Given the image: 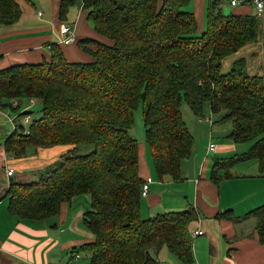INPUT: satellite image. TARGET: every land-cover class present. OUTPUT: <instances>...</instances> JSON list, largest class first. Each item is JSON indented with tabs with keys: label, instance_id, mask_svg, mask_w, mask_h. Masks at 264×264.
Returning <instances> with one entry per match:
<instances>
[{
	"label": "trees",
	"instance_id": "16d2710c",
	"mask_svg": "<svg viewBox=\"0 0 264 264\" xmlns=\"http://www.w3.org/2000/svg\"><path fill=\"white\" fill-rule=\"evenodd\" d=\"M223 1H208L207 27L198 35L196 16L185 10L191 0H60V22L80 3L100 38L76 37L69 44L88 60H69L67 45L50 43L49 60L0 70V110L23 108L18 117L28 119L13 122L4 143L7 156L67 148L35 173L38 179L11 180L8 212L20 220L44 221L89 194L91 209L83 222L94 239L72 250L75 259L83 251L90 255L87 264H157L151 251L166 246L183 264H193L190 225L198 212L192 207L142 217L139 143L130 129L141 106L155 170L160 179L179 182L182 162L194 148L182 104L198 118L208 104L218 116L215 123H231L228 138L251 143L248 151L217 160L211 180L218 183L232 167L252 160L264 176V80L247 73L244 58L223 72L226 58L258 41V15H226ZM22 15L19 0H0V25L13 26ZM22 99L39 101L42 116L31 122L30 106ZM216 217L233 222L253 218L264 245V205L242 217L233 210Z\"/></svg>",
	"mask_w": 264,
	"mask_h": 264
},
{
	"label": "crops",
	"instance_id": "0c3cea01",
	"mask_svg": "<svg viewBox=\"0 0 264 264\" xmlns=\"http://www.w3.org/2000/svg\"><path fill=\"white\" fill-rule=\"evenodd\" d=\"M24 1L26 4L25 8L21 6L23 15L20 21L13 26L0 25V70L19 63H40L49 60L48 44L58 42L61 45L54 31L56 27L59 28L60 38V28L64 24L58 19L60 0H51L52 21L45 19L41 11L36 13L33 10V0ZM208 1L191 0L189 4L197 21L202 18L201 32L205 30L204 17ZM226 1L227 9L233 13L242 15L256 13L253 0H237L238 4L235 6L231 5V0ZM258 21L260 32L258 41L244 46L230 56L229 63L231 68L235 61L244 58L247 73L258 74L264 80V10L258 16ZM73 28L78 40L100 38V35L94 32L93 26L88 23L85 13L81 12ZM63 47L69 60L90 59L76 45ZM3 111L0 110V114ZM205 115H209L210 118H198L193 113L188 115L187 121L184 116L183 118L193 136H200L203 139L207 151L210 144H215L212 152L216 156L209 160L195 148L191 157L182 162V181L158 178L153 168L150 150L144 144L145 140L138 142L139 174L143 181L147 178L152 179L148 196L141 200V215L147 218L160 214L159 212L166 213L193 207L197 210L199 219L198 225L191 226V232L203 231L204 228L210 230L203 240H197L198 237L195 239L193 264H264V245L260 243L255 228L249 232L246 227L239 225L240 222L216 217L218 213L227 210H233L236 217H242L250 210L264 205V176L260 175L257 164L245 162L232 167L228 173L229 177L220 178L218 183L211 180L212 167L217 160L242 154L249 149L228 138L232 125L222 126L229 122L215 123L218 116L212 114L208 104L204 108ZM209 119H212V124L208 122ZM203 120L206 122H202ZM10 134L0 123V258L4 259L6 264H61L56 263L57 260L63 264H87L90 258L88 252H79V258L75 259L72 250L94 239V235L85 230L83 222V215L88 211L84 209L88 207L85 205V201L89 203L88 198H85L84 202L78 201L81 198H75L70 205L63 206L58 216L44 221L20 220L11 215L7 208L6 191L11 180L34 181L35 173L55 163L67 148L56 146L34 151L24 158L8 157L4 143ZM214 134L220 137L217 143L213 141ZM222 138L228 142H223ZM6 167L14 169V173L9 177L6 176ZM186 180L189 183L187 189L183 188ZM76 200L78 202L72 208ZM82 205L86 206L83 208L84 211ZM151 253L157 264H183L166 246L155 248ZM84 258L88 260L87 263L81 262Z\"/></svg>",
	"mask_w": 264,
	"mask_h": 264
},
{
	"label": "rangeland",
	"instance_id": "374dc122",
	"mask_svg": "<svg viewBox=\"0 0 264 264\" xmlns=\"http://www.w3.org/2000/svg\"><path fill=\"white\" fill-rule=\"evenodd\" d=\"M19 2L21 4L22 8H25L26 2L24 0H19ZM226 4H227V1L226 0L223 1L222 2V8H223V11L226 13V15H229V14L232 13V10H228ZM33 5L34 6L32 8H33L34 11H36V13L41 11L42 14H44L43 17L45 19H47L49 21H52L51 18H50V5H52V1L51 0H33ZM191 9L192 8L189 5L185 8V10L192 12ZM206 13H207V11H206ZM206 13H205V17H204V28L203 29H206V27H207V18H206L207 14ZM26 14H28L27 10H26ZM80 14H81V4L78 3L77 5L73 6L70 9L69 14L67 16V19L64 22H61V23L74 26L76 21H77V19L80 18ZM88 23L91 24V22H89V21H88ZM198 24H199L200 28L198 29L197 34L200 35L201 34L202 25H203L202 18H200V21L198 22ZM91 26H92V24H91ZM54 31H55V36H56L57 40L61 39V38H59V28L56 27V29ZM59 42H61V40H59ZM229 58H231V57L226 58V60H224V62H223V72L224 73L228 72L231 69L230 68V63H229L230 62ZM260 58H261V55H260ZM246 65H247V63H246ZM228 66H229V68H228ZM248 67H250L249 64H248ZM21 102L23 103L24 106H30V109H31L30 111L32 113L29 115V118H30L31 122L33 120H35V119H39L42 116V112H41L42 104L39 101L34 100L32 102H29L27 99H22ZM22 112H23V108H21L20 110H18L16 112L11 111V110H5V111L1 112V114H0V123L3 124V126H4V128H5L7 133L10 134L11 132H13V130H14L13 122L14 121L18 122L20 124L24 123L25 117H21V118L18 117V115L20 113H22ZM190 112H191L190 106L186 102H184L182 104V113H183V116H184L186 121L188 119V115L192 114ZM204 117L210 118L209 115H207V116L205 115ZM134 119H135V122H134L133 128L130 129V135L133 138H135L138 142H140L141 140H145L144 144H145L146 148H148V150H149L148 144H147L146 139H145L146 127H145V122H144L143 115H142V107L141 106L134 112ZM202 122H206V121L203 120ZM230 125H231V123H226V124H223L222 126H230ZM25 128H27V127H25ZM222 128H227V127H222ZM219 138L220 137H218V136H216L214 134V140L213 141L217 143ZM222 141L223 142H228L227 139H224V138H222ZM240 146H245V149L246 148L249 149L250 146H251V143H242V144H240ZM60 148H64V147L60 146ZM195 148H197L199 154H202L204 157H206L209 160H212L216 156V154L213 153L212 151L208 153L206 144L204 143L203 139L200 136H194V148H193V151H194ZM43 149H45V148H37L36 150H43ZM63 151L65 152L66 150H63ZM82 152H84V151L82 150ZM256 162H257L256 160H252V161L246 162V164H257ZM153 168L155 169L154 165H153ZM6 176H7V174H6ZM157 177L159 178L158 175H157ZM36 179H38V177L34 178V180H36ZM29 181H31V180H29ZM188 186H189L188 181L187 180L184 181L183 188L187 189ZM78 198H81L78 201H82V202H84V200H86L85 198H88L89 203H88V201H85V205L88 206V207L84 208V207H86L84 205H82L81 207H82V209L83 208L84 209H88V210L91 209V199H90V195L89 194L80 195V197H78ZM78 201L76 200L73 203V207L72 208L75 207V205L77 204ZM189 208H192V207H189ZM189 208H187V209H189ZM84 209L82 211H84ZM159 213L163 214L164 212H159ZM154 215L156 216V214H154ZM152 217H154V216H152ZM147 218H150V216L147 217ZM147 218H144V219H147ZM193 224H197L198 225V220L192 222V224L190 225V228H191V226ZM239 225H242L244 228L246 227V229L249 230V232H252V230L255 228V220L253 218H250V219L246 220L245 222H240ZM84 228H85L86 231H88V229L86 227H84ZM209 231L210 230H206L204 228L203 235L198 236V238L196 237L197 240H200V239L203 240L209 234ZM196 238H194V242H195ZM193 247H194V244H193ZM83 254H85V253H83ZM86 260L87 259L84 258V259L81 260V262L87 263L88 260L87 261ZM4 261H5L4 259L0 258V264H6V261L5 262ZM56 263L63 264L62 262H59L58 260H57Z\"/></svg>",
	"mask_w": 264,
	"mask_h": 264
},
{
	"label": "built area",
	"instance_id": "2783aa9c",
	"mask_svg": "<svg viewBox=\"0 0 264 264\" xmlns=\"http://www.w3.org/2000/svg\"><path fill=\"white\" fill-rule=\"evenodd\" d=\"M254 4H255V8H256V13L257 15H261L263 10H264V2L262 0H253ZM231 5L232 6H235L238 4V1L237 0H231L230 1ZM41 14V12H40ZM60 40H61V44H64V45H69V44H72L75 39H76V32H75V29L73 28V26L71 25H68V24H62L61 25V28H60ZM0 46H1V42H0ZM28 121V119H24V124H26ZM210 123H212V120L209 119L208 120ZM15 125V124H14ZM215 149V145L214 144H210L209 145V148H208V151H212ZM6 174L7 176H11L13 173H14V169L13 168H9V167H6ZM152 183V179L151 178H147L144 183L142 184V189H141V195L142 197H146L148 196L149 192H150V187L149 185ZM200 235H203V231L201 230H196L193 234H192V237L193 238H196ZM78 258V257H77Z\"/></svg>",
	"mask_w": 264,
	"mask_h": 264
}]
</instances>
